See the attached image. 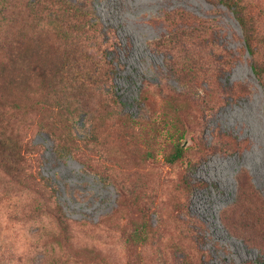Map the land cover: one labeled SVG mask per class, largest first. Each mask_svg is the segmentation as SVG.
Segmentation results:
<instances>
[{
	"label": "rangeland",
	"instance_id": "obj_1",
	"mask_svg": "<svg viewBox=\"0 0 264 264\" xmlns=\"http://www.w3.org/2000/svg\"><path fill=\"white\" fill-rule=\"evenodd\" d=\"M239 1L264 66V0ZM4 16L98 81L28 98L36 178L0 172V264H264V88L226 6L0 0Z\"/></svg>",
	"mask_w": 264,
	"mask_h": 264
},
{
	"label": "trees",
	"instance_id": "obj_2",
	"mask_svg": "<svg viewBox=\"0 0 264 264\" xmlns=\"http://www.w3.org/2000/svg\"><path fill=\"white\" fill-rule=\"evenodd\" d=\"M208 2L222 4L233 13L242 28V40L251 56V67L264 88V66L256 59L262 38L252 17L239 0ZM48 46L59 47L55 44ZM97 79V73L79 60L76 51L64 49L62 54L51 52L41 39L31 37L27 28H15L12 18L0 22V172L6 173L18 185L29 187L34 184L36 176L28 167L29 147L16 122L24 117L27 100L36 89L47 87L55 90L73 83L82 86L86 81L96 83ZM61 93H65L64 90ZM183 152L182 145L178 144L167 161L175 162L183 157ZM58 209L60 215L65 216L66 212L59 202ZM61 222L64 224L63 234L69 239L67 222L64 218ZM144 232L136 228L130 233L131 240L140 239Z\"/></svg>",
	"mask_w": 264,
	"mask_h": 264
}]
</instances>
